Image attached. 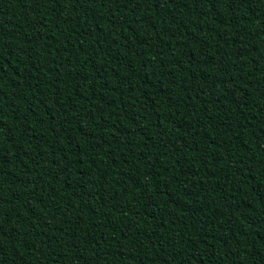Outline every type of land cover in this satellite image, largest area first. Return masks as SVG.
<instances>
[{
  "label": "trees",
  "instance_id": "1",
  "mask_svg": "<svg viewBox=\"0 0 264 264\" xmlns=\"http://www.w3.org/2000/svg\"><path fill=\"white\" fill-rule=\"evenodd\" d=\"M0 264H264V0H0Z\"/></svg>",
  "mask_w": 264,
  "mask_h": 264
}]
</instances>
